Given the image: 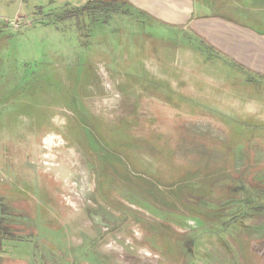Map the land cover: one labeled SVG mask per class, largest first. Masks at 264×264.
I'll use <instances>...</instances> for the list:
<instances>
[{"label":"rangeland","instance_id":"rangeland-1","mask_svg":"<svg viewBox=\"0 0 264 264\" xmlns=\"http://www.w3.org/2000/svg\"><path fill=\"white\" fill-rule=\"evenodd\" d=\"M0 228V264H264V85L127 0H0Z\"/></svg>","mask_w":264,"mask_h":264},{"label":"crops","instance_id":"crops-1","mask_svg":"<svg viewBox=\"0 0 264 264\" xmlns=\"http://www.w3.org/2000/svg\"><path fill=\"white\" fill-rule=\"evenodd\" d=\"M127 1L168 29L205 44L244 72L249 86L264 85V20L257 18L254 0H244L251 4L241 9L236 1L215 0V13L210 0Z\"/></svg>","mask_w":264,"mask_h":264},{"label":"trees","instance_id":"trees-1","mask_svg":"<svg viewBox=\"0 0 264 264\" xmlns=\"http://www.w3.org/2000/svg\"><path fill=\"white\" fill-rule=\"evenodd\" d=\"M112 2H114V1H112ZM0 232H1V228H0ZM1 237V236H0Z\"/></svg>","mask_w":264,"mask_h":264}]
</instances>
